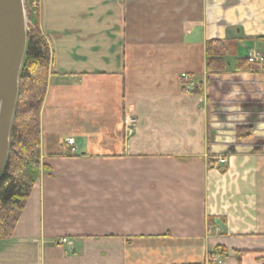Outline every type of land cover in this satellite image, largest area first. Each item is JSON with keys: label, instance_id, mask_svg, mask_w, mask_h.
<instances>
[{"label": "crops", "instance_id": "crops-1", "mask_svg": "<svg viewBox=\"0 0 264 264\" xmlns=\"http://www.w3.org/2000/svg\"><path fill=\"white\" fill-rule=\"evenodd\" d=\"M30 17L50 54L41 170L0 264H264V0H37ZM209 41L233 48L221 71Z\"/></svg>", "mask_w": 264, "mask_h": 264}, {"label": "trees", "instance_id": "trees-1", "mask_svg": "<svg viewBox=\"0 0 264 264\" xmlns=\"http://www.w3.org/2000/svg\"><path fill=\"white\" fill-rule=\"evenodd\" d=\"M232 49L231 45L222 41L207 42V70L221 71L224 57L235 54ZM49 59L45 39L35 25L28 27L26 51L19 73L15 117L10 131L9 154L0 176V241L11 238L41 170L39 112L46 89ZM250 132L251 128L238 129L236 137L239 140L249 139ZM214 253L220 254L219 251Z\"/></svg>", "mask_w": 264, "mask_h": 264}, {"label": "water", "instance_id": "water-1", "mask_svg": "<svg viewBox=\"0 0 264 264\" xmlns=\"http://www.w3.org/2000/svg\"><path fill=\"white\" fill-rule=\"evenodd\" d=\"M25 51L26 20L22 0H0V176L8 159Z\"/></svg>", "mask_w": 264, "mask_h": 264}, {"label": "built area", "instance_id": "built-area-1", "mask_svg": "<svg viewBox=\"0 0 264 264\" xmlns=\"http://www.w3.org/2000/svg\"><path fill=\"white\" fill-rule=\"evenodd\" d=\"M22 4H23L24 10H25V8L29 9L28 11L30 14V13H32V11H35L36 6H37V0H22ZM247 61H248V63H260V62H262V57L258 52L252 50L249 53V57L247 58ZM180 86H181L182 91L186 94L193 92L197 88V84L187 74L181 75ZM134 122L135 121L132 119H127V124H129V125L134 124ZM65 145H67L69 147V151H68L69 155L72 156V155L76 154L77 150L74 146L72 139L65 140ZM217 163L219 165H223V164H225V160L224 159H218ZM59 244H61V245L67 244V240L61 239V240H59Z\"/></svg>", "mask_w": 264, "mask_h": 264}, {"label": "rangeland", "instance_id": "rangeland-1", "mask_svg": "<svg viewBox=\"0 0 264 264\" xmlns=\"http://www.w3.org/2000/svg\"><path fill=\"white\" fill-rule=\"evenodd\" d=\"M29 9L28 8H25V10H24V15H25V20H26V30H27V28L28 27H30V26H33L34 25V21L31 19V17H30V14H29V11H28ZM253 129H251V136H252V134H253ZM236 133H237V131H236ZM240 140H247V139H240ZM220 159H224V158H220ZM225 160V159H224ZM219 165V164H218Z\"/></svg>", "mask_w": 264, "mask_h": 264}, {"label": "bare ground", "instance_id": "bare-ground-1", "mask_svg": "<svg viewBox=\"0 0 264 264\" xmlns=\"http://www.w3.org/2000/svg\"><path fill=\"white\" fill-rule=\"evenodd\" d=\"M27 25V24H26Z\"/></svg>", "mask_w": 264, "mask_h": 264}]
</instances>
